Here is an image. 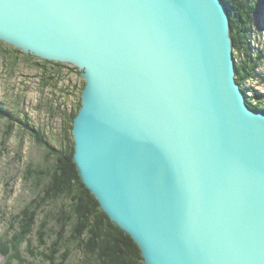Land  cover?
<instances>
[{"label": "water", "instance_id": "water-1", "mask_svg": "<svg viewBox=\"0 0 264 264\" xmlns=\"http://www.w3.org/2000/svg\"><path fill=\"white\" fill-rule=\"evenodd\" d=\"M0 41L80 70L74 161L144 264H264V111L224 0H0Z\"/></svg>", "mask_w": 264, "mask_h": 264}, {"label": "trees", "instance_id": "trees-1", "mask_svg": "<svg viewBox=\"0 0 264 264\" xmlns=\"http://www.w3.org/2000/svg\"><path fill=\"white\" fill-rule=\"evenodd\" d=\"M224 1L236 51L237 82L243 88L249 106L264 111V93L253 86L256 82L264 84V70H261L264 45L254 46L255 34L264 30V0ZM13 51L14 62L21 53L36 58L15 47ZM35 64L39 70V85L44 90H51L48 118L52 122L59 119L63 142L60 147L52 144L48 133L28 112L20 114L0 101V119L8 122L3 143L19 127L45 149L51 162L46 167H28L26 178L33 179L37 193L15 216L18 224L15 231L21 239L14 238L9 243L0 239V252L7 256L9 264H70L76 252L78 262L73 264H144L139 245L110 220L96 196L83 183L74 161L72 127L85 86L80 70L43 59ZM74 71L77 80L72 81L70 74ZM30 244H35L36 254ZM22 245L26 247L20 251ZM49 248L53 251L46 253Z\"/></svg>", "mask_w": 264, "mask_h": 264}, {"label": "rangeland", "instance_id": "rangeland-1", "mask_svg": "<svg viewBox=\"0 0 264 264\" xmlns=\"http://www.w3.org/2000/svg\"><path fill=\"white\" fill-rule=\"evenodd\" d=\"M258 17L256 16V19ZM255 27L257 29V26ZM255 37L254 46H263L264 30H261L260 34L256 33ZM13 49L12 45L0 41V101L10 110L20 114L28 112L34 122L45 129L52 144L60 147L63 142V131L59 119L56 118V121L52 122L48 118L47 104L51 90H44L39 85V70L35 63L40 59L28 58L21 53L20 58L14 62ZM68 69L70 67H67ZM261 70H264V65ZM70 76L72 81L77 80L75 71ZM253 86L264 93L263 83L256 82ZM69 100L72 103V99ZM7 123L6 120L0 119V239L5 243H9L14 238L21 239L15 231L18 229L15 216L20 214L24 207L26 208L37 193L33 179L26 178L28 167L30 165L46 167L51 163L45 149L28 132L19 127L15 128L12 136L7 138L4 144V130L7 128ZM35 244H30V247L36 254ZM26 246L22 245L20 251ZM51 251L53 249L49 248L46 253ZM78 256L77 252L74 253L70 264L78 262ZM9 262L7 256L0 252V264H9Z\"/></svg>", "mask_w": 264, "mask_h": 264}, {"label": "bare ground", "instance_id": "bare-ground-1", "mask_svg": "<svg viewBox=\"0 0 264 264\" xmlns=\"http://www.w3.org/2000/svg\"><path fill=\"white\" fill-rule=\"evenodd\" d=\"M262 90V89H261ZM8 263V262H7Z\"/></svg>", "mask_w": 264, "mask_h": 264}]
</instances>
